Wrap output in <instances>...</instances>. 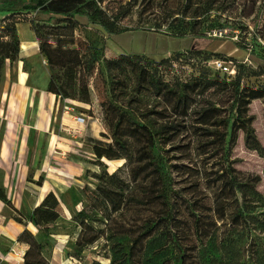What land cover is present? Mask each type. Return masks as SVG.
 Wrapping results in <instances>:
<instances>
[{
    "label": "rangeland",
    "instance_id": "1",
    "mask_svg": "<svg viewBox=\"0 0 264 264\" xmlns=\"http://www.w3.org/2000/svg\"><path fill=\"white\" fill-rule=\"evenodd\" d=\"M96 1L109 16L114 15L118 29L131 31L109 37L98 28L88 26L83 18H79L83 26L72 31L56 17L37 13L17 15L43 31L62 34V45L77 50L91 69L85 74L90 95L89 102L85 103L80 101L78 93L76 99L59 98V90L43 55L41 61L26 63L30 87L44 94L48 92L61 102L55 113V135L66 132L75 142L89 136L87 127L73 129L67 125L76 123V115L83 114L86 122L89 117L93 119L90 122L97 120V125L111 137L108 123L112 116L103 111V105L111 102L123 106V110L135 114L154 134H159V153L153 152L152 156L163 161V197L173 208L174 226L179 228L187 254L181 257L167 244L158 255L148 256V264H264V101H252L243 111V122L234 124L238 113L231 109L234 96L230 92L211 91L198 99L197 109L192 106L185 111L177 108L170 97L160 99L145 91L138 94L135 75L139 69L155 72L165 83L180 87L193 84L196 79L215 80L216 71L209 63L232 61L238 66L242 89L264 90V75H257L260 68L264 69V0ZM58 38L47 37L53 46ZM137 55L140 60L135 59ZM163 59L169 62L165 66L150 64ZM117 60H123L124 69L120 73L116 71L112 78L107 64ZM11 79L15 80L14 73ZM113 79L119 80V86L112 83ZM6 89L4 75L0 81V144L5 127L1 112ZM205 110L209 111L202 117ZM64 112L71 114L63 115ZM171 125L179 128V136L160 143L161 135L172 134L173 131L167 130ZM107 139L112 142L109 138L100 142L109 144ZM54 140L57 139L54 137ZM56 142L51 158L47 157L52 166L61 170L63 177H57L59 181H52L50 186L61 202L63 218L51 227V232L56 234L55 243L45 254L53 264H92L94 261L111 264L110 231L119 237H112V241H121L127 252L129 240L145 230V222L163 212L154 190L147 189L151 192L150 199H136V195L128 194L134 177L146 181L153 174V168L150 165L142 168L140 162L126 164L124 159L99 161L93 154V145L84 143L80 147L68 140L64 147H58ZM51 143L52 140L46 146L52 147ZM47 167L43 170L48 171ZM133 168H137L135 175ZM67 171L72 172L71 176L65 174ZM232 175L251 180L261 196L260 201L242 200L240 194L233 191L236 184ZM28 180L20 183L18 189L27 188L31 206H34L39 201V191L34 182L28 185ZM50 187L43 194H47ZM83 188L90 192L86 194L90 196L93 214L90 234L96 232L100 238L78 260L70 257V253L82 228L72 222V217L87 204ZM0 189L7 193L2 187L1 173ZM73 189L78 190L82 200L77 206L71 196ZM124 198L128 203L122 201ZM187 202L196 204V217L188 214ZM119 205L123 211L116 213ZM7 212L12 215L9 208ZM96 216L102 217L104 223L97 221ZM139 250H135L137 257L141 254Z\"/></svg>",
    "mask_w": 264,
    "mask_h": 264
},
{
    "label": "trees",
    "instance_id": "2",
    "mask_svg": "<svg viewBox=\"0 0 264 264\" xmlns=\"http://www.w3.org/2000/svg\"><path fill=\"white\" fill-rule=\"evenodd\" d=\"M4 5L5 8H1ZM19 11V13H17ZM0 12L6 13V16L0 22V81L5 75L7 61L15 62L19 59L20 55V41L17 34L16 26L21 21H27L31 23L36 37L39 42L40 53L46 58L50 71L52 73V79L55 82L60 99H76L77 93L80 97V101L88 103L90 99L88 91V83L85 81V74L91 69L88 68L87 62H83V58L80 56L77 50L67 49L61 43V35L46 29L41 30L37 26H33L31 21L21 20L17 18L18 14L37 13L44 14L50 17H56L59 23H67L66 29L75 30L83 24L79 21V18H83L87 21L88 26L98 28L103 31L106 36L112 37L131 30L118 29L116 19L113 16H109L107 12L99 5L96 0H0ZM43 31V32H42ZM174 38H185L184 35H171ZM45 37V38H43ZM47 37H59L56 46H53ZM122 57V56H121ZM135 59L140 60V56H135ZM124 59V58H123ZM209 61V60H208ZM210 62V61H209ZM208 62V63H209ZM123 60L108 62V72L111 77H114L116 71L120 73L123 71ZM167 59H163L160 62H150L151 65L165 66L168 64ZM157 70V69H156ZM146 70L139 69L136 75L137 93L143 91L150 92L157 98L170 97L174 101V105L177 108H181L188 111L192 106L197 109L199 106L198 99L204 98L207 93L211 91H217L221 94L230 92L234 96V101L231 106L232 111H236L238 116L235 122H243L244 110L252 101L263 100L264 90H249L248 88H241L242 78L239 76V69L237 66V76L233 80H228L227 77L222 76L216 72L215 80L210 79H196L193 84H184L183 86L173 87L168 83H165L160 78H157L154 73L145 72ZM258 76L264 75V69L260 68ZM120 79V78H119ZM112 83L119 86V80L113 79ZM114 90V95L115 94ZM195 99V100H193ZM194 101L190 104L191 101ZM245 108V109H244ZM103 111L106 114L112 116V121L108 123L109 130L111 131V137L102 133L100 138H92L87 136L85 144L93 145L94 156L101 161L102 159L112 160H126V164L132 165L135 162H140L142 168L146 165H150L153 168V174L155 176L148 178L146 181H140L134 177V184L129 190L131 194L138 197H144L146 199L151 198V190H154L155 198L160 201V205L163 212L159 217L153 220L149 219L145 222V230L136 238L129 240L131 242L129 250L125 251V246L121 244L118 239V234L110 231V240L112 242L110 251L112 253L111 264H148L150 263L149 255H158L161 253L162 248L171 244L174 250L184 257L187 254V247L183 243V240L179 234V228L174 226L176 221L172 216V206L168 200L163 197V161L159 158L155 160L152 156L153 152L159 153L157 148V136L154 134L135 114H129L123 110V106H119L111 102L109 105H103ZM209 110H205L202 114ZM246 114V112H245ZM109 116V115H108ZM249 125V124H248ZM129 129L130 132L125 129ZM168 131H173L170 136L168 134L161 135L159 138L161 141H170L172 137L179 136V128L174 125L167 126ZM103 138H109L105 140L109 144H102L100 141ZM156 161V162H155ZM157 163V164H155ZM137 168L132 169V173L135 175ZM99 177H96L98 179ZM231 179L235 182L236 186H233V191L238 192L242 200L252 199L254 201H260L261 196L254 186L251 180L243 179L238 175H232ZM42 180L37 182L38 185L42 184ZM147 189H150L147 190ZM83 193L90 195L87 188H83ZM71 196L75 205H79L80 200L78 190H72ZM0 200L4 202L7 208L12 211L13 219L24 226L32 224L37 229V234H33L31 231L25 229V231L19 236L17 242L24 244L28 247L22 264H53L52 261L46 256L45 251L54 245L56 234L51 232V227L55 226L62 215L60 213L61 202L59 198L50 192L44 200L30 212L18 211L12 201L8 198L7 193L0 189ZM87 204L72 217V222L79 225L82 229L79 234V240L74 244L70 257L75 259H81L85 250L94 244L100 235L96 232L90 234V220L93 214L90 212V196L86 195ZM124 203H128L125 198L122 199ZM127 205V204H126ZM186 209L189 215L196 217L197 208L196 204L187 202ZM123 211L120 205L116 208L115 212ZM99 216H96V218ZM96 221V220H95ZM97 221L104 223L102 217L97 218ZM108 226H106V229ZM113 232V233H112ZM139 244L141 245L139 247ZM144 246V247H142ZM140 248L141 253L138 257L135 250ZM92 264H101L98 261L92 262Z\"/></svg>",
    "mask_w": 264,
    "mask_h": 264
},
{
    "label": "crops",
    "instance_id": "3",
    "mask_svg": "<svg viewBox=\"0 0 264 264\" xmlns=\"http://www.w3.org/2000/svg\"><path fill=\"white\" fill-rule=\"evenodd\" d=\"M5 15L6 13L0 12V22L5 18ZM16 29L20 41V55L17 61H7L6 63L5 82L7 94L5 95L4 108L1 112L5 127L3 140L0 144V173L2 187L7 190V196L14 207L18 211L28 213L40 205L50 192H54L50 187L52 181H59L57 177L63 178L60 175L61 170L50 164L55 142L57 141L58 147H64L66 145L65 141L70 140L83 147L87 137L75 142L73 140L75 138L66 132H62L61 135H55L53 131L56 120L55 113L61 102L57 101L55 96L48 92L44 94V91L30 87L29 72L25 69L26 63L33 64L43 59L38 39L31 23L27 21L18 23ZM12 73L15 74V80L11 79ZM13 89L15 93H13ZM67 114L71 113H63V115ZM81 116L84 117L86 115L81 114ZM90 119L93 120L89 117L88 122L82 124L78 122L69 123L67 125L73 129H77L78 126L81 128L87 127L90 137L99 138L104 133V129L97 125V123L99 124L97 120H95V123L90 122ZM63 120L65 121V119ZM66 130L70 131L72 129L66 128ZM52 136L57 140H54ZM67 136L73 138H67ZM51 140L52 147L48 148L46 144L50 143ZM48 155H50V158L47 157ZM68 163L71 166H79L77 163ZM46 167L49 168V173L43 170ZM71 173V171L65 172L67 176H71ZM77 176L80 177V174ZM42 178V184L38 185L37 182ZM27 180L34 182L37 185L36 190L39 191L37 195L39 196V201L34 206H31L26 191L27 188L18 189V185L27 182ZM29 182L28 185H31V182ZM49 187V192L43 194ZM7 209L4 202L0 200V264H22L28 247L17 242V240L25 229L35 235L38 231L32 224L24 226L17 223L13 219L14 214L9 215ZM60 213L63 218L61 211Z\"/></svg>",
    "mask_w": 264,
    "mask_h": 264
},
{
    "label": "built area",
    "instance_id": "4",
    "mask_svg": "<svg viewBox=\"0 0 264 264\" xmlns=\"http://www.w3.org/2000/svg\"><path fill=\"white\" fill-rule=\"evenodd\" d=\"M216 72L220 73L222 76L228 78V80L234 79L237 76V66L234 62H225L222 60H214L209 63ZM76 122L82 124L86 122V118L82 116L76 117ZM73 133V132H72Z\"/></svg>",
    "mask_w": 264,
    "mask_h": 264
}]
</instances>
